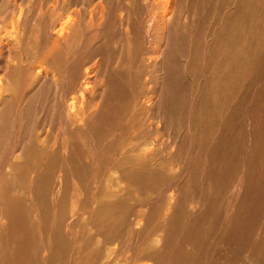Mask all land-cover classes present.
I'll return each instance as SVG.
<instances>
[{"label": "rangeland", "instance_id": "374dc122", "mask_svg": "<svg viewBox=\"0 0 264 264\" xmlns=\"http://www.w3.org/2000/svg\"><path fill=\"white\" fill-rule=\"evenodd\" d=\"M0 264H264V0H0Z\"/></svg>", "mask_w": 264, "mask_h": 264}, {"label": "bare ground", "instance_id": "6f19581e", "mask_svg": "<svg viewBox=\"0 0 264 264\" xmlns=\"http://www.w3.org/2000/svg\"><path fill=\"white\" fill-rule=\"evenodd\" d=\"M70 17H71V16H70ZM69 19H70V18H69ZM68 23H70V22L68 21ZM168 23H169V22H168ZM63 25L65 26V24H63ZM66 25H67V24H66ZM60 26H61V25H60ZM65 27H66V26H65ZM65 27L62 26V28H61L62 32L64 31ZM164 27H165V26H164ZM66 29H67V27H66ZM58 30H59V29H58ZM61 30H60V31H61ZM58 32H59V31H58ZM63 33H64V32H63ZM60 34H61V33H60ZM68 35H69V34H68ZM73 35H74V34H73ZM71 38H72V37H71ZM40 69H41V68H40Z\"/></svg>", "mask_w": 264, "mask_h": 264}]
</instances>
